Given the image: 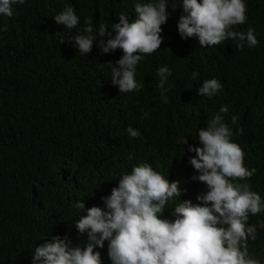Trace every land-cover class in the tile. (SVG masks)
I'll return each instance as SVG.
<instances>
[{
	"label": "trees",
	"instance_id": "1",
	"mask_svg": "<svg viewBox=\"0 0 264 264\" xmlns=\"http://www.w3.org/2000/svg\"><path fill=\"white\" fill-rule=\"evenodd\" d=\"M136 1L103 0L94 32L99 24L109 28L115 21L113 2L117 15H126ZM60 2L78 3L25 0L12 6V17L0 19L18 32L0 41V264H32L35 247L57 235L83 247L87 233H79L75 221L86 211L79 213L74 204L83 201L86 209L107 210L101 197L109 196L135 163L147 162L170 182H180L181 196L169 201L162 218L174 220L180 200L201 203L196 197L207 185L192 179L199 175L190 163L194 152L187 150L190 143L182 146L179 141L187 133V117L203 105L215 114L222 105L229 108L224 118L233 142L238 141L235 126L248 121L263 138L264 0H244L247 20L232 30L251 27L259 43L253 48L245 43L242 49L238 40L202 47L196 37L183 39L177 28L182 0H167L171 16L167 30L163 25V42L138 62L135 79L142 87L126 93L111 82L108 63L119 59L115 51L98 56L93 44L82 56L68 42L57 46L52 39L40 46L50 32L47 15ZM25 34L28 40H23ZM165 65L172 75L161 95L157 70ZM211 78L219 80L222 90L211 99L200 96L198 89ZM233 115L239 118L236 124L231 123ZM129 126L140 136L131 137ZM190 145L202 147L199 140ZM242 147L246 165L256 172L241 182L264 200V150L255 144ZM8 201L12 210L3 211L2 202ZM247 224L257 229L256 239L247 240L250 253L264 264V211L249 214ZM108 243L94 249L101 264H112Z\"/></svg>",
	"mask_w": 264,
	"mask_h": 264
},
{
	"label": "clouds",
	"instance_id": "2",
	"mask_svg": "<svg viewBox=\"0 0 264 264\" xmlns=\"http://www.w3.org/2000/svg\"><path fill=\"white\" fill-rule=\"evenodd\" d=\"M102 1L56 4L45 21L51 33L40 46L52 39L57 46L68 42L69 48L82 56L92 51L93 44L98 56L109 57L115 51L119 59L108 63L112 84L121 93L139 90L142 85L135 79L136 68L143 56L153 54L163 42L161 33L167 30L171 16L167 0H138L126 15H117V2H113L115 21L109 28L99 24L94 32L95 14ZM24 2L0 0V19L12 17V6ZM181 6L183 11L178 13L183 14L177 28L183 39L196 37L202 47L219 45L227 39L238 40L237 47L241 49L245 43L250 48L259 43L251 27L246 32L232 30L247 20L244 0H182ZM118 19L119 23H115ZM9 35L16 37L18 32L10 24L1 23L0 41H6ZM105 36L107 40L102 39ZM23 40H28L27 34ZM31 43L37 41L31 38ZM157 74L163 95L168 91L164 85L172 72L165 65L158 68ZM197 75L194 72L193 78ZM221 90L219 80L211 78L203 82L198 94L211 99ZM228 112L226 105L216 114L210 106L203 105L187 117L191 118L187 133L180 135L182 146L196 140L202 145L189 144L187 149L194 152L190 163L199 173L192 179L207 185L208 190L196 197L201 203L180 200L174 207L175 219L162 218L169 201L181 196L180 182H170L147 162L139 166L135 163L111 194L101 197L107 210L98 206L86 209L83 201L74 204L79 213L86 211L75 221L78 232L87 233L83 247L74 246L67 236H53L35 247L32 264H101L100 252L94 249L103 248L105 241L109 242L112 264H260L247 243L249 237L256 239L257 229L247 222L249 214L264 211V200L249 183L241 182L256 172L246 165L242 146L250 148L255 144L264 150V132L260 137L257 130L253 131L254 122L248 121L235 126L238 141L233 142L234 133L224 118ZM238 119L233 115L231 123L236 124ZM127 132L133 138L140 136L131 126ZM8 204L11 202H2L3 211L12 210Z\"/></svg>",
	"mask_w": 264,
	"mask_h": 264
}]
</instances>
